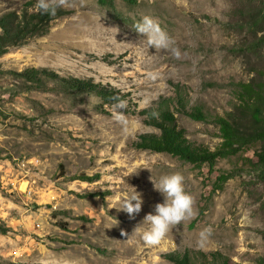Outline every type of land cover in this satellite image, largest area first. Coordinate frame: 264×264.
Listing matches in <instances>:
<instances>
[{"label": "rangeland", "instance_id": "obj_1", "mask_svg": "<svg viewBox=\"0 0 264 264\" xmlns=\"http://www.w3.org/2000/svg\"><path fill=\"white\" fill-rule=\"evenodd\" d=\"M21 1L0 0V12ZM111 3L73 0V11L47 32L0 54V264H183L182 256L184 264H200L211 253L228 264H264V181L248 171L264 142L211 166L132 145L140 133L158 131L144 118L161 109L190 142L218 145L209 118L233 112L238 82L264 70V47L248 43L264 33V11L240 0ZM144 16L174 40L179 59L148 48L133 27ZM29 66L114 87L127 101L121 111L129 134L112 117L114 100L49 78L36 86L19 75ZM178 101L202 106L207 119L188 117ZM174 171L183 174L197 215L150 247L133 231L164 202L152 180ZM227 172L233 175L220 181ZM135 190L143 203L130 218L116 207ZM205 228L211 235L201 248Z\"/></svg>", "mask_w": 264, "mask_h": 264}, {"label": "trees", "instance_id": "obj_2", "mask_svg": "<svg viewBox=\"0 0 264 264\" xmlns=\"http://www.w3.org/2000/svg\"><path fill=\"white\" fill-rule=\"evenodd\" d=\"M244 4L252 5L257 2L258 8L264 11V0H240ZM100 3L111 0H98ZM37 0H23L17 8H8L0 12V54L10 46L20 44L29 37L41 35L48 31L51 23L59 16L71 13L72 8H59L55 15L45 14L37 7ZM250 42V47H264V33L256 36ZM256 80L239 81L233 90L235 103L233 112L228 116L213 115L209 120L217 125L220 141L218 145L209 149L204 145L194 144L184 135V131L176 124L175 116L168 109H161L157 116L152 111L146 113V124L157 128V132H143L132 142L135 147L148 148L155 151H166L194 165L206 163L211 166L217 157L231 155L239 151L244 145L259 140L264 142V70L257 69ZM19 75L36 86L44 84L46 79H54L65 90H80L92 93L103 102L113 101L116 97L114 87L92 81L91 79L74 76H59L57 73L43 66H29L21 69ZM179 102V101H178ZM185 108L179 102L180 112L190 118L205 120L207 115L202 106L193 105ZM256 160L252 162L248 171L264 181V146L256 152ZM232 172L220 174L218 179L223 181L232 176ZM186 257L180 260L185 263ZM13 264V263H11ZM15 264V263H14ZM18 264V263H16ZM200 264H228L219 260L213 253L210 259Z\"/></svg>", "mask_w": 264, "mask_h": 264}, {"label": "clouds", "instance_id": "obj_3", "mask_svg": "<svg viewBox=\"0 0 264 264\" xmlns=\"http://www.w3.org/2000/svg\"><path fill=\"white\" fill-rule=\"evenodd\" d=\"M73 6V0H37L36 4L40 11L50 15H55L59 8L67 9ZM133 27L146 37L144 41L148 48L155 47L157 51H168L177 59L181 57L179 48L173 46L174 40L161 29L159 23L152 17H142ZM149 76L155 79V74L150 73ZM113 99L115 103L113 104L112 117L115 122L121 125L123 133L127 135L130 132L129 121L121 111L127 107V101L119 96L113 97ZM153 115L157 116L158 113L154 112ZM184 179L180 171L161 175L158 181L151 179L154 189L164 196V202L157 203L155 214L151 212L146 214L143 222L137 225L133 231V233L141 235L146 245L159 246L173 228L196 217L195 197L186 190ZM142 203L141 194L135 190L133 194L123 196L119 201L120 206L116 208L126 212L130 218H134L135 214L141 211ZM142 225H147V227L142 228ZM121 234L128 235L123 231ZM210 235V228L203 229L199 234L197 246L203 248Z\"/></svg>", "mask_w": 264, "mask_h": 264}]
</instances>
